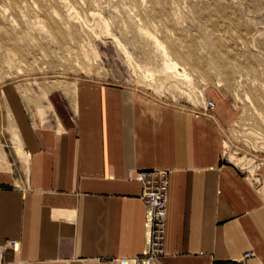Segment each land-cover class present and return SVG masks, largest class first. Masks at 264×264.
Wrapping results in <instances>:
<instances>
[{"label": "crops", "instance_id": "obj_1", "mask_svg": "<svg viewBox=\"0 0 264 264\" xmlns=\"http://www.w3.org/2000/svg\"><path fill=\"white\" fill-rule=\"evenodd\" d=\"M18 92H5L15 127L0 136V264L140 257L138 173L153 169L169 171L164 264H239L248 251L244 264H264V199L223 161L214 122L96 81L39 91L38 115ZM54 92L71 97L69 120L48 119Z\"/></svg>", "mask_w": 264, "mask_h": 264}, {"label": "rangeland", "instance_id": "obj_2", "mask_svg": "<svg viewBox=\"0 0 264 264\" xmlns=\"http://www.w3.org/2000/svg\"><path fill=\"white\" fill-rule=\"evenodd\" d=\"M80 80L211 120L264 199V0H0V136L15 127L6 90L38 115L39 91ZM70 98L48 95V119L69 120Z\"/></svg>", "mask_w": 264, "mask_h": 264}, {"label": "built area", "instance_id": "obj_3", "mask_svg": "<svg viewBox=\"0 0 264 264\" xmlns=\"http://www.w3.org/2000/svg\"><path fill=\"white\" fill-rule=\"evenodd\" d=\"M205 108L213 110L215 103L207 101ZM138 181L142 187L140 199L147 209L146 217V235L147 241L140 257L130 259H115L114 264H164L162 257L164 256V245L166 235V219H167V198H168V174L166 169H153L140 171ZM17 241L11 240L4 243L3 249L17 248ZM254 254L248 251L243 254L238 261L239 264L244 262ZM18 264H24L19 262Z\"/></svg>", "mask_w": 264, "mask_h": 264}, {"label": "bare ground", "instance_id": "obj_4", "mask_svg": "<svg viewBox=\"0 0 264 264\" xmlns=\"http://www.w3.org/2000/svg\"><path fill=\"white\" fill-rule=\"evenodd\" d=\"M173 65H175L174 63H172ZM179 76H181V77H183V78H185V79H187L188 77H187V75L185 74V73H181V74H179ZM19 94L24 98V99H26V96H27V92H26V89H24L23 87L22 88H19ZM16 147L18 148V149H20V147H19V145H18V143H16ZM21 151V150H20ZM3 157V156H2ZM4 158V157H3ZM242 159V158H241ZM240 160V159H239ZM242 161H243V159H242ZM240 162L241 161H239V164H240Z\"/></svg>", "mask_w": 264, "mask_h": 264}]
</instances>
